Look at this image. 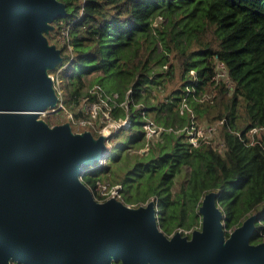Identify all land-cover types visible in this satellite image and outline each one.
Segmentation results:
<instances>
[{"label":"trees","instance_id":"obj_1","mask_svg":"<svg viewBox=\"0 0 264 264\" xmlns=\"http://www.w3.org/2000/svg\"><path fill=\"white\" fill-rule=\"evenodd\" d=\"M58 1L66 15L55 18L53 30L45 34L51 42L68 28L71 51L60 46L62 59L48 72L56 77L58 100L74 112L86 88L97 85L108 95L117 94L111 119H123L127 112L131 122L110 135L102 162L86 169L81 182L91 189L98 181L121 184L128 204L152 199L157 226L166 236L199 226L200 200L215 192L225 236L256 215L249 241L261 243L264 0ZM217 61L224 63L232 88L212 79ZM190 70L197 81L190 79ZM90 75L93 84L87 86L84 77ZM160 92L165 95L158 99ZM124 99L126 105L120 106ZM183 103L187 109L181 110ZM191 116L197 123L224 120L222 150L212 144L192 146L182 129ZM145 118L164 128L147 141ZM105 123L101 119L99 127ZM254 127L259 130L251 144L248 131ZM138 147L146 150L134 152ZM184 166L189 168L186 183L173 192V179Z\"/></svg>","mask_w":264,"mask_h":264},{"label":"water","instance_id":"obj_2","mask_svg":"<svg viewBox=\"0 0 264 264\" xmlns=\"http://www.w3.org/2000/svg\"><path fill=\"white\" fill-rule=\"evenodd\" d=\"M65 15L58 0H0V264H264V240L249 241L256 215L225 236L215 192L189 235L159 230L153 200H94L80 177L104 158V136L37 118L58 105L48 72L61 48L45 34Z\"/></svg>","mask_w":264,"mask_h":264},{"label":"built area","instance_id":"obj_3","mask_svg":"<svg viewBox=\"0 0 264 264\" xmlns=\"http://www.w3.org/2000/svg\"><path fill=\"white\" fill-rule=\"evenodd\" d=\"M67 34H68V28H62L60 32L55 37V43L57 46H63L67 45L68 50L71 51V46L69 42L67 41ZM58 46V47H59ZM52 78L53 83L56 80V77L53 75H50ZM189 77L192 81L196 80V74L193 70L189 71ZM212 79L218 83V80L224 81L230 88L233 87V84L231 80L229 79L226 68L223 62L216 63L215 72L213 74ZM131 90H128L126 92V96L130 93ZM87 95L84 96L80 100V104L78 107H76L74 112L70 113V119L72 123L76 125H81L83 127H88L90 132L94 137H97L98 135H103L105 138V143L107 142L108 138L111 134H115L120 128H128L131 125V122L128 118V113L126 112V115L123 119L117 118V120H112L109 111L113 107V105H117L116 99L117 94L108 95L100 86L93 87L90 89H86ZM59 91H57V94ZM93 96L94 99L90 101V97ZM58 107H63L61 101L58 100ZM120 106L126 105V100L122 101ZM140 104H137V107H139ZM96 108V109H95ZM187 109L186 103L182 104V108ZM100 109L101 110V116L100 119H103L106 123L102 127H99L96 129L95 123H93V119L95 118V114H93V110ZM81 114H78L80 113ZM78 114V116H76ZM191 124L189 126H185L182 129L186 133L187 140L192 144L193 147H199L201 144H212L214 147L217 148V150H222L224 145V140H222L220 136V127L223 125L224 120H219L218 122L214 123H197L196 120L194 122L193 116H191ZM145 124L143 125V128L145 131V138L148 139V137L152 135H158V133L163 130L164 128L160 125H156L154 121H152L149 118H145ZM88 130V131H89ZM171 130V129H168ZM181 130V131H183ZM258 128L254 127L249 129L248 135L250 136V139L252 140L251 144L256 143L253 141L252 137L255 133L258 132ZM178 132V131H177ZM238 137L240 135L236 134ZM96 187L94 189H91L88 187L92 193V196L96 202L105 201L107 199L113 198L116 201H120L124 203L127 206L130 207H137L133 204H128L123 201L121 189V184L119 185H111L108 182H99L96 183ZM185 231V230H184ZM183 235H189L188 232H184Z\"/></svg>","mask_w":264,"mask_h":264},{"label":"rangeland","instance_id":"obj_4","mask_svg":"<svg viewBox=\"0 0 264 264\" xmlns=\"http://www.w3.org/2000/svg\"><path fill=\"white\" fill-rule=\"evenodd\" d=\"M55 37H56V34L53 35V38L54 39H52V41L49 42V43L54 44L55 43ZM49 75H51V74H49ZM93 79H94V76L93 75L85 76L84 77V82H86V85L89 86V85L93 84ZM55 82H56V80H55ZM170 87H172V85H170ZM164 95H165V93L164 94L161 93V92L158 93V99H161ZM57 107L58 106H56V108ZM56 108L54 109L55 112H50V111H53V110H47V111H44V112L39 113L37 115V118L40 119V120H42V121H44L50 127H54V126L60 125V124H69V126L71 128V132L73 134H77V133H81L82 131L89 130L88 127H83L81 125H76V124L72 123V121L70 119V113L71 112H70V110L67 107H63V111H61V112H59ZM95 109L92 112L93 114H95ZM100 116H101V110L100 109H97L96 110V114H95V118L93 119V122L95 123L94 125H95L96 129L99 128V125L101 124ZM201 123L204 124L205 122L202 121ZM153 137H155V135H152V136L148 137V139L153 138ZM148 139H146V141ZM125 142H126L125 143V145H126V144L129 143V140H126ZM139 148L140 147H138L137 149H134L133 151L134 152H138V151L144 152L146 150V147H144L143 149H139ZM102 160L99 161L98 163L100 164L102 162ZM188 173H189V168L187 166L182 167V170L180 171L179 175L176 176L173 179V182H174V186H173V189H172L173 192H178L179 189H180V186L182 184H185L186 183V179H187ZM148 201H146V202H148ZM146 202H144V203H140L139 202L140 204H138V205L137 204H133V205H136L138 207L141 204L142 205H145ZM200 227H201V223H200L199 226H196V227L192 228L191 230H185L184 231L183 229H181V230H176V231H179L181 234H183V231L184 232H188V231L191 232L192 230H200ZM176 231H174V232H176Z\"/></svg>","mask_w":264,"mask_h":264},{"label":"flooded vegetation","instance_id":"obj_5","mask_svg":"<svg viewBox=\"0 0 264 264\" xmlns=\"http://www.w3.org/2000/svg\"><path fill=\"white\" fill-rule=\"evenodd\" d=\"M11 264H14V263H11Z\"/></svg>","mask_w":264,"mask_h":264}]
</instances>
